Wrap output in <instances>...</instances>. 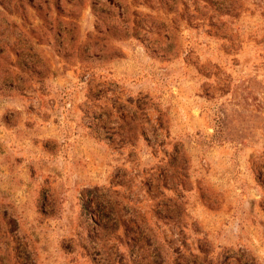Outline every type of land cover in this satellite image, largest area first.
<instances>
[{
	"label": "rangeland",
	"instance_id": "1",
	"mask_svg": "<svg viewBox=\"0 0 264 264\" xmlns=\"http://www.w3.org/2000/svg\"><path fill=\"white\" fill-rule=\"evenodd\" d=\"M0 264H264V0H0Z\"/></svg>",
	"mask_w": 264,
	"mask_h": 264
}]
</instances>
